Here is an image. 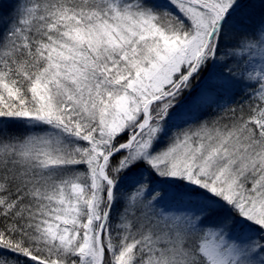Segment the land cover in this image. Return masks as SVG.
<instances>
[{
    "label": "snow or ice",
    "instance_id": "snow-or-ice-1",
    "mask_svg": "<svg viewBox=\"0 0 264 264\" xmlns=\"http://www.w3.org/2000/svg\"><path fill=\"white\" fill-rule=\"evenodd\" d=\"M0 264H264V0H0Z\"/></svg>",
    "mask_w": 264,
    "mask_h": 264
}]
</instances>
